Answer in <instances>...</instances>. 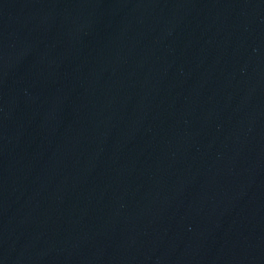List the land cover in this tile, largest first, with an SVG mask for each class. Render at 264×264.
<instances>
[{
  "label": "water",
  "instance_id": "1",
  "mask_svg": "<svg viewBox=\"0 0 264 264\" xmlns=\"http://www.w3.org/2000/svg\"><path fill=\"white\" fill-rule=\"evenodd\" d=\"M0 264H264V0H0Z\"/></svg>",
  "mask_w": 264,
  "mask_h": 264
}]
</instances>
